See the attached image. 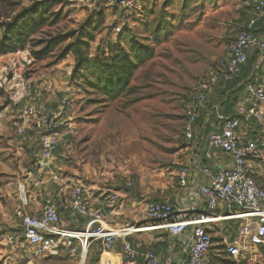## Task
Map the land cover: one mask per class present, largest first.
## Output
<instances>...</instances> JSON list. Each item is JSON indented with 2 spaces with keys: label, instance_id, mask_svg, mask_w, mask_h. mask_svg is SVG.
I'll use <instances>...</instances> for the list:
<instances>
[{
  "label": "rangeland",
  "instance_id": "374dc122",
  "mask_svg": "<svg viewBox=\"0 0 264 264\" xmlns=\"http://www.w3.org/2000/svg\"><path fill=\"white\" fill-rule=\"evenodd\" d=\"M42 1L0 0V39L6 32L14 35L11 24L23 8ZM53 2L40 19L34 16L36 26L25 28L28 17L17 22L27 34L23 44L0 56V221L7 217L20 229L21 216L16 213L26 205L28 191L41 190L30 203L38 209L56 192L57 183L60 194L66 187L68 195L73 183L80 182L94 204L110 211L112 227L146 225L141 216L146 201L161 198L174 185V168L187 152L182 135L184 108L195 85L227 57L234 35L254 16L252 1L139 0L131 9L114 11L107 0ZM116 25L121 26L118 34L113 31ZM48 41L56 42L52 51L35 59L31 52ZM116 43L126 49L136 68L127 87L112 96L94 86L97 79L92 69L95 57L101 58ZM132 45H143L146 53L134 54ZM76 46L87 51L88 63L71 79ZM29 106L36 116L24 115ZM57 107L62 112L59 116ZM45 112L57 116L60 123L52 168L60 180H49L47 171L44 183L36 186L28 173L38 158L35 122ZM18 127L23 129L24 141ZM258 128L264 141V117ZM257 157L254 163L261 184L264 151ZM112 194L118 200L108 208ZM32 210L23 211L30 214ZM242 222L231 218L214 224L206 264L264 263V246L244 247L239 235ZM162 236L167 238L166 233ZM233 240L240 242L242 252L236 258L226 255V244ZM96 254L93 245L84 264H95ZM29 260L34 264L80 262L78 254L63 251L49 257L21 240L14 246L0 245V264Z\"/></svg>",
  "mask_w": 264,
  "mask_h": 264
},
{
  "label": "built area",
  "instance_id": "2783aa9c",
  "mask_svg": "<svg viewBox=\"0 0 264 264\" xmlns=\"http://www.w3.org/2000/svg\"><path fill=\"white\" fill-rule=\"evenodd\" d=\"M107 1L110 10L114 11L131 9L139 0ZM252 11L254 16L234 35L228 57L218 60L215 67L207 72L193 89L184 108L182 124L186 147L195 144L196 119L217 77L221 75L226 81L232 80L246 63L248 53L253 49L264 54V27L261 35L254 32L256 20L264 19V0H253ZM113 31L120 33L121 26L116 25ZM250 94L249 103L237 105L235 114L231 116L224 115L216 107L213 108L217 129L206 134L205 143L208 149H218L228 154L232 159V166H221L214 171L209 166L200 167V172L207 180L191 185L193 192L199 195L204 205V210L200 214L186 216L168 201L149 199L141 214L146 220V225L126 228L130 231L123 232L125 229H117L108 224L114 222L110 211L105 210L102 204H94L92 194L80 182H75L70 187L69 197L63 209L70 212L75 224L79 222L77 228H64L55 203L48 201L42 205L39 215L27 214L23 209L18 210L16 214L21 216L20 229L0 221V245L14 246L21 240L45 256L57 257L61 252L67 251L71 255L78 254L80 260L83 255L84 262L88 249L95 245L98 252L95 264H102L103 255L113 257L112 247L122 239V251L128 264H135L136 257L141 258V264H206L213 242L211 230L214 224L231 218L243 220L239 235L243 238L245 248L264 245V189L256 183L249 164L250 159L259 155L264 141L261 139L242 141L239 134L241 124H248L254 120L255 124L259 125L263 120L264 80L256 84ZM24 115L34 116V107H27ZM57 116L41 115L38 118L41 127L37 136L38 158L33 172L28 173L36 186L44 183L47 171L49 180H60L59 173L50 168V161L54 158L60 140V123L56 120ZM17 131L24 141L23 129L18 127ZM198 163L197 156L191 155L188 162L181 161L175 166L173 173L178 186L188 185L190 164ZM127 185H130V182ZM21 189L24 190V184L21 185ZM108 200L110 202L108 208H112L118 200L117 195H109ZM218 209L223 210V213L217 212ZM142 228L147 230H140ZM157 229L168 231L174 238H183L188 246V256L184 263H176L170 256L159 257L152 246L139 238L131 237L137 233ZM127 237L131 239H126ZM226 252L234 258L241 256L240 242L233 240L227 243ZM27 264L34 263L29 260ZM108 264H115V261L111 260Z\"/></svg>",
  "mask_w": 264,
  "mask_h": 264
},
{
  "label": "crops",
  "instance_id": "0c3cea01",
  "mask_svg": "<svg viewBox=\"0 0 264 264\" xmlns=\"http://www.w3.org/2000/svg\"><path fill=\"white\" fill-rule=\"evenodd\" d=\"M252 4H253V0ZM252 4H251V11H252ZM253 13V11H252ZM248 20V19H247ZM246 20V21H247ZM245 21V22H246ZM243 23V25L245 24ZM242 25V26H243ZM264 27V19H257L255 24L254 32L257 35H261L262 29ZM229 55V51L227 57ZM226 57V58H227ZM264 80V54H260L258 50L253 49L248 53L247 61L244 65L241 66L239 73L229 81L223 79L221 75L217 77L216 82L211 86L209 89L204 106L199 110L198 117L196 119L195 124V141L194 145L190 144L186 147V154L183 161L188 162L189 157L191 155L197 156L199 163L198 164H190L189 167V182L188 185L185 187H180L177 185L176 181L174 185L170 187V189L165 192L161 198V200H165L170 202L176 210L182 211L183 214L186 216L189 215H196L200 214L204 210V205L201 203V199L196 192H193L194 189L191 188L193 183H203L207 180L205 176L202 175L200 172V167L202 165L209 166L212 171L216 170V168L224 166V167H231L232 166V159L231 157L218 150V149H208L205 143L206 134L210 131H214L217 129V122L214 115L213 108L216 107L217 110L223 113L226 116H231L235 114V108L239 104L247 105L249 103L250 93L252 88ZM60 107H57V110ZM262 110L264 111V105L262 106ZM57 114H62L60 110H58ZM41 115H48L51 114L45 112ZM63 116V115H62ZM61 116V119H62ZM66 121V120H63ZM37 125V129H40V124L38 120L35 122ZM259 125L253 122L248 124H241L239 129V134L241 136L242 141L247 140H260L261 129L258 128ZM264 151V146L261 148L259 155L262 154ZM258 158V157H257ZM54 158L50 161L51 169L55 168V162L53 161ZM257 160V159H256ZM254 158L249 160V164L251 167L252 175L261 188L264 189V182L258 183L257 178L260 176L258 173L257 165H255ZM264 179V178H263ZM57 183V182H55ZM58 187H56V192H53V196L48 198L47 201H52L55 203L57 207V211L60 213L62 226L66 229H75L80 224L74 223L70 212L65 211L63 209L64 203L66 202L69 197L66 194V187L62 188L63 193L60 194L59 192V183H57ZM38 190V189H36ZM35 190V191H36ZM41 195V190L39 189V193L28 191V200H26V207H22V209L27 212L31 211L33 208L31 207L30 203L37 199L38 196ZM45 202V201H43ZM33 215H39L41 208L33 209ZM217 212L223 213V210L218 209ZM9 215V214H8ZM2 221V220H1ZM5 223L9 224L12 227H16V224L10 223L7 220V217H4ZM146 223V222H144ZM142 223V224H144ZM137 225V224H136ZM140 230H147L142 228ZM130 231L128 229L123 230V232ZM163 233L167 234V238H164L167 241L163 243ZM131 237H136L141 239L145 244H149L152 246L154 252L159 257H167L170 256L176 263H184L187 256H188V246L184 243L183 238L179 237H172L168 231L164 229H157V230H149L144 231L141 233L134 234ZM131 237H127L126 239H131ZM122 239H119L112 247L111 254L113 255V259L115 264H128V260L125 257L122 251ZM142 260L140 257H136L134 263L141 264ZM84 263V256H81V260L78 264Z\"/></svg>",
  "mask_w": 264,
  "mask_h": 264
},
{
  "label": "trees",
  "instance_id": "16d2710c",
  "mask_svg": "<svg viewBox=\"0 0 264 264\" xmlns=\"http://www.w3.org/2000/svg\"><path fill=\"white\" fill-rule=\"evenodd\" d=\"M54 0H44L37 4H31L30 6L23 8L19 14L14 17L11 29L14 31V35L5 33L0 39V56L10 52H14L18 48V44H23V37L26 36V32L23 28H20L17 22L23 20L25 17L29 18V22L26 27L32 28L37 25L36 19H40L42 15L48 10L49 5L53 4ZM16 38V39H14ZM40 43H43L42 41ZM56 42H45L43 46L32 51V56L35 59H42L45 55L49 54L54 48ZM131 50L134 54L143 55L146 53L143 45H132ZM87 51L84 53L80 46H76L74 49L75 63L70 74L72 79L76 73L84 69L87 66ZM93 76L97 79L94 86L99 88L104 94L110 93L115 96L122 92L128 85L136 65L130 58L129 53L120 44L111 45L106 51L101 53V58L96 56L93 62ZM213 241V238H212ZM264 245L258 246L263 247ZM224 247V246H223ZM225 253V252H224ZM227 256H229L226 253ZM230 257V256H229ZM98 259V252L96 254V260ZM246 259V258H245ZM264 264V263H261Z\"/></svg>",
  "mask_w": 264,
  "mask_h": 264
},
{
  "label": "bare ground",
  "instance_id": "6f19581e",
  "mask_svg": "<svg viewBox=\"0 0 264 264\" xmlns=\"http://www.w3.org/2000/svg\"><path fill=\"white\" fill-rule=\"evenodd\" d=\"M20 191H21V195L23 196L24 192H23V189H21V187H20ZM111 260H114L113 257L110 256V255L105 254L102 257V264H108V262L111 261Z\"/></svg>",
  "mask_w": 264,
  "mask_h": 264
}]
</instances>
